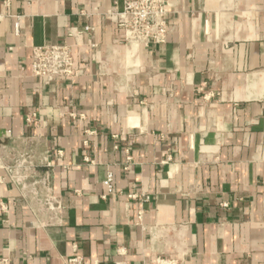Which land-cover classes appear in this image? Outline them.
Segmentation results:
<instances>
[{
    "label": "crops",
    "instance_id": "0c3cea01",
    "mask_svg": "<svg viewBox=\"0 0 264 264\" xmlns=\"http://www.w3.org/2000/svg\"><path fill=\"white\" fill-rule=\"evenodd\" d=\"M167 2L145 48L122 0H0V257L264 264V0ZM52 44L72 79L32 76Z\"/></svg>",
    "mask_w": 264,
    "mask_h": 264
},
{
    "label": "built area",
    "instance_id": "2783aa9c",
    "mask_svg": "<svg viewBox=\"0 0 264 264\" xmlns=\"http://www.w3.org/2000/svg\"><path fill=\"white\" fill-rule=\"evenodd\" d=\"M167 0H122L121 10L113 9L107 14V19L123 33L125 44L142 47L159 46L166 43L169 31L167 29ZM94 30L86 27L82 33L70 32L78 47L79 37L84 34L90 37ZM91 48L95 45L91 44ZM30 71L33 77L50 83L57 78L75 77L78 72L74 69V54L68 45H41L31 50ZM111 177L108 176L104 186L110 190ZM131 198H134L133 196ZM148 200L147 197H144ZM0 264H12L8 258L0 257ZM67 264H83V259L71 257ZM123 264V263H117ZM155 264H184L182 259H172L158 256Z\"/></svg>",
    "mask_w": 264,
    "mask_h": 264
}]
</instances>
